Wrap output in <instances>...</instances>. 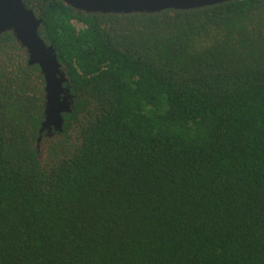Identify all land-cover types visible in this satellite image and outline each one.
Listing matches in <instances>:
<instances>
[{
	"label": "trees",
	"instance_id": "obj_1",
	"mask_svg": "<svg viewBox=\"0 0 264 264\" xmlns=\"http://www.w3.org/2000/svg\"><path fill=\"white\" fill-rule=\"evenodd\" d=\"M22 1L74 100L40 134L45 80L0 35V264H264V0Z\"/></svg>",
	"mask_w": 264,
	"mask_h": 264
},
{
	"label": "water",
	"instance_id": "obj_2",
	"mask_svg": "<svg viewBox=\"0 0 264 264\" xmlns=\"http://www.w3.org/2000/svg\"><path fill=\"white\" fill-rule=\"evenodd\" d=\"M75 12L85 14H153L163 10H191L232 0H60ZM42 20L22 0H0V35L11 32L28 54V64L37 65L45 80L44 120L39 133L51 137L62 132L63 114L71 112L74 96L53 46L38 35ZM38 138L37 148H40Z\"/></svg>",
	"mask_w": 264,
	"mask_h": 264
},
{
	"label": "rangeland",
	"instance_id": "obj_3",
	"mask_svg": "<svg viewBox=\"0 0 264 264\" xmlns=\"http://www.w3.org/2000/svg\"><path fill=\"white\" fill-rule=\"evenodd\" d=\"M41 149H42V147H41ZM44 149V148H43Z\"/></svg>",
	"mask_w": 264,
	"mask_h": 264
}]
</instances>
